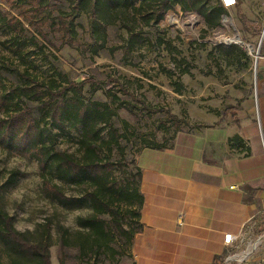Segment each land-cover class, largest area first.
<instances>
[{
	"label": "rangeland",
	"instance_id": "rangeland-1",
	"mask_svg": "<svg viewBox=\"0 0 264 264\" xmlns=\"http://www.w3.org/2000/svg\"><path fill=\"white\" fill-rule=\"evenodd\" d=\"M48 1L50 6L46 3ZM242 3L251 18L256 16L258 20L260 29L258 27L255 41L251 35L257 33V27L243 26L235 5L222 16L219 27L208 29L197 13H184L177 4L156 26H144L141 36L145 41L129 52L128 33L123 24L107 25L104 42L103 38H98L102 31L92 33L88 13L74 11L72 0H46L45 11L40 13L36 0H0V10L21 19L30 32L20 36L0 25V65L22 73L29 72L39 82L48 81L56 69L73 82H94L84 86L82 95L89 101L107 103L115 111L114 124L123 136L120 142L126 150V157L121 160L115 150L114 160H120L126 170L135 172L134 161L145 146L144 139L171 142L178 133L198 128L192 116L198 115L208 99L215 98L211 94H215L217 86L239 82L243 72L247 77V69H251L250 74L254 76L264 41V0H242ZM22 12L49 20L46 29L51 34V44L32 32L23 20ZM61 12L65 25L71 30L72 45L65 43L68 39L63 37L61 24L56 19ZM128 22L134 24L131 16ZM219 33L230 38L238 34L241 42L227 43L218 38ZM235 47L238 49L233 50ZM239 52L245 53L250 60ZM182 70H188V73H181ZM14 81L13 77L6 79L8 86ZM174 82L183 84L181 93L175 90ZM114 97L119 99L117 103H114ZM169 114L182 121L179 131H175V122L169 120ZM104 136L108 138V130ZM79 138V133L71 130L70 135L59 136L57 145L80 158ZM58 184L69 195L81 193L75 187ZM0 186H3L2 205L14 218L18 231L32 233L31 239L36 243L41 240L46 225L52 224L53 237L49 247L52 264H60L64 256L57 224L69 230V244L65 247L67 264H120L129 259L131 247H127V236L117 227L120 224L126 230L136 228V219L126 206L121 207L117 221L109 215L103 217L114 234L110 247L91 251L82 249L75 242L83 230L77 218L90 211L67 212L46 199L35 161L0 148ZM224 259L222 264H264V228L251 225L241 248ZM13 261L0 242V264H14Z\"/></svg>",
	"mask_w": 264,
	"mask_h": 264
},
{
	"label": "trees",
	"instance_id": "trees-1",
	"mask_svg": "<svg viewBox=\"0 0 264 264\" xmlns=\"http://www.w3.org/2000/svg\"><path fill=\"white\" fill-rule=\"evenodd\" d=\"M6 2L13 0H4ZM18 1V0H16ZM22 1V0H21ZM38 2L37 12L45 11L44 1ZM73 9L86 11L89 15L92 33L99 34L105 42V27L120 22L127 29V47L130 52L139 43L145 41L141 36L144 26L153 27L164 20L169 10L175 5L181 6L182 12L197 13L208 29L220 26L227 9L220 0H72ZM50 6V2H46ZM237 14L247 27L254 23L246 18L242 11V2L236 0ZM32 32L37 33L46 43H52L51 34L47 31L48 19L38 15L28 16L22 12ZM134 24L131 25L129 17ZM59 19L63 37L69 45L73 43L70 28L65 25L62 12ZM48 20V21H47ZM55 24V20H52ZM0 25L6 30L14 31L20 36L30 33L24 22L0 10ZM139 30H138V29ZM103 35V36H102ZM94 36V35H93ZM238 48L235 47L233 50ZM241 56L249 57L239 52ZM239 57V56H237ZM181 73H188L182 70ZM180 73V75H181ZM13 77L14 82L8 86L6 79ZM89 80L73 82L68 76L55 70L54 75L44 82H39L29 72H20L0 65V148L16 153L35 161L40 170L42 194L61 209L72 212L89 210L86 216L77 218L83 229L75 242L81 248L94 251L103 246L110 247L114 234L107 221L109 215L117 221L120 209L126 206L132 217L136 219V228L126 230L118 224V231L127 236V247H132L135 235L141 229L140 211L142 194L140 192L141 170L134 164L136 171H128L120 160H114L113 152H119L121 160H125L126 150L122 146L121 136L114 124L116 113L107 103L89 101L82 95ZM177 93H181L183 84L174 82ZM114 103L119 99L114 97ZM142 103V102H141ZM127 105V103H125ZM169 120L175 122V131H179L182 121L173 114ZM167 129V128H166ZM74 130L79 133L80 158L58 147V138ZM108 130V138L104 136ZM154 142L144 139V148L163 149L172 143ZM142 149V150H143ZM58 182L75 187L81 191L78 196L69 195ZM0 186V242L13 257L14 264H52L49 247L52 244L51 226L47 224L41 240L36 243L31 239L32 233H23L14 226V218L4 209ZM60 235L63 259L60 264H67L65 247L69 244V230L60 224L56 226ZM131 252V248H130ZM129 252V254H130ZM213 264H222L221 258Z\"/></svg>",
	"mask_w": 264,
	"mask_h": 264
},
{
	"label": "crops",
	"instance_id": "crops-1",
	"mask_svg": "<svg viewBox=\"0 0 264 264\" xmlns=\"http://www.w3.org/2000/svg\"><path fill=\"white\" fill-rule=\"evenodd\" d=\"M242 11L257 27L255 41L258 20L243 3ZM256 65L254 76L247 69L239 82L217 86L192 116L198 128L139 152L141 229L120 264L223 262L251 225L264 228V41ZM228 234L238 238L231 245Z\"/></svg>",
	"mask_w": 264,
	"mask_h": 264
},
{
	"label": "built area",
	"instance_id": "built-area-1",
	"mask_svg": "<svg viewBox=\"0 0 264 264\" xmlns=\"http://www.w3.org/2000/svg\"><path fill=\"white\" fill-rule=\"evenodd\" d=\"M222 3L225 7L234 6V5H236V0H231V2H228V0H222ZM263 38H264V31L262 33V39ZM257 58H258V55L256 56V59ZM256 62H257V60H256ZM237 239H238L237 237H234L233 235L228 234L225 236L224 242L226 245H231Z\"/></svg>",
	"mask_w": 264,
	"mask_h": 264
},
{
	"label": "bare ground",
	"instance_id": "bare-ground-1",
	"mask_svg": "<svg viewBox=\"0 0 264 264\" xmlns=\"http://www.w3.org/2000/svg\"><path fill=\"white\" fill-rule=\"evenodd\" d=\"M218 38L220 39V40H224V41H226L227 43H234V42H236V41H239L236 37L235 38H230V37H226V36H224L222 33H219L218 34Z\"/></svg>",
	"mask_w": 264,
	"mask_h": 264
},
{
	"label": "water",
	"instance_id": "water-1",
	"mask_svg": "<svg viewBox=\"0 0 264 264\" xmlns=\"http://www.w3.org/2000/svg\"><path fill=\"white\" fill-rule=\"evenodd\" d=\"M236 38L239 40V42H241V39L239 37V35L237 34L236 35ZM236 44H238V42H236ZM253 51L252 47L250 46V53Z\"/></svg>",
	"mask_w": 264,
	"mask_h": 264
},
{
	"label": "snow or ice",
	"instance_id": "snow-or-ice-1",
	"mask_svg": "<svg viewBox=\"0 0 264 264\" xmlns=\"http://www.w3.org/2000/svg\"><path fill=\"white\" fill-rule=\"evenodd\" d=\"M228 2H231V0H228Z\"/></svg>",
	"mask_w": 264,
	"mask_h": 264
}]
</instances>
